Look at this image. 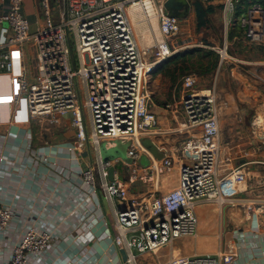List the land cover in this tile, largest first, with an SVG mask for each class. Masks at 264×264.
Masks as SVG:
<instances>
[{
    "label": "built area",
    "instance_id": "1",
    "mask_svg": "<svg viewBox=\"0 0 264 264\" xmlns=\"http://www.w3.org/2000/svg\"><path fill=\"white\" fill-rule=\"evenodd\" d=\"M165 1L65 0L64 10L57 16L60 0H40L41 17L34 31L25 12V0H9L8 10L0 13V69L15 74L32 115H48L55 120L72 115L77 129L75 146L89 142L96 152L95 160L82 169L84 180L116 203L114 214L121 229L114 237L116 243L125 242L141 252L180 236L195 235L199 216L194 201L231 197L245 188L248 179L242 165L222 172L228 157L220 141L217 93L214 87H200L196 73L184 76L178 103L185 126L202 127V145L184 148L178 162L168 153L150 165L140 161L141 136L159 127L148 76L159 61L175 52L167 38L181 27V17L171 15ZM217 1L226 14L236 11L240 2ZM134 4L144 12L143 6L147 9L150 4L158 21L162 38L156 43L154 61L147 59L149 52L139 42L130 12ZM237 21L250 43L264 45L262 1L250 2L237 15ZM216 50L221 62L231 56L226 45ZM256 73L263 75L261 71ZM119 140L128 143L127 155L119 157V162L128 167L129 180L142 178L159 188L161 175L170 172L177 162V184L165 191L132 197L124 180L109 178L113 160L102 159V150L116 146ZM11 218V209L0 202V232ZM126 231L131 232L129 237ZM51 239L44 224L29 225L12 246L5 264H39ZM237 253L232 246L175 257L169 264H230Z\"/></svg>",
    "mask_w": 264,
    "mask_h": 264
},
{
    "label": "crops",
    "instance_id": "2",
    "mask_svg": "<svg viewBox=\"0 0 264 264\" xmlns=\"http://www.w3.org/2000/svg\"><path fill=\"white\" fill-rule=\"evenodd\" d=\"M190 4L194 6L193 0ZM8 6L9 0H0V13ZM64 7L65 0L56 4L57 16ZM25 12L34 25L41 17L40 0H25ZM151 22L154 27L158 25L155 17ZM235 27L242 42L248 41L238 21ZM232 57L249 62L250 67L232 63V78L227 64L217 65V86L223 87L226 75L231 81L224 97H264V54ZM258 69L262 77L254 73ZM152 108L159 117V127L141 136L140 161L150 165L168 153L178 162L188 143L200 141L202 127L181 129L186 118L179 105L169 109L152 104ZM225 108L228 122H221L219 114L220 141L228 157L222 172L242 165L248 171L245 188L231 197L196 199L199 227L195 235L180 236L141 252L135 246L130 249L125 242L116 243L114 237L121 231L114 214L116 203L84 180L82 169L95 160L96 152L89 142L75 146L77 129L72 115L64 114L56 120L48 115H32L15 74L0 69V202L12 211L8 226L0 232V264L6 263L12 246L26 228L40 224L51 232L52 239L39 264H169L175 257L232 246L238 253L230 264H264V114L259 111L250 123L245 109L239 112L227 105ZM126 155L127 150L112 159L110 166L115 167L113 178L124 180L132 197L165 191L177 184V162L170 172L161 175L159 188L142 178L129 180L128 167L119 162V157ZM130 235L126 231V236Z\"/></svg>",
    "mask_w": 264,
    "mask_h": 264
},
{
    "label": "rangeland",
    "instance_id": "3",
    "mask_svg": "<svg viewBox=\"0 0 264 264\" xmlns=\"http://www.w3.org/2000/svg\"><path fill=\"white\" fill-rule=\"evenodd\" d=\"M212 6L214 7V11L208 15L207 21L202 25L199 24L201 20L198 18L196 8L192 5L187 15L181 17L179 31L167 38L169 45H174L175 52L169 58L159 61L153 72L148 76L147 85L149 93L153 104L174 109L176 105H179L178 102L182 95L181 87L184 76L189 73H196L199 76L198 85L200 87H214L216 90L221 122L222 119H225V122L229 120V114L225 108L227 105V107L237 109L239 112L245 109L246 119L251 123L259 111H262L264 114V97H224V93L230 89L228 84L231 81H228V75H226L222 83L223 87L220 88L217 86L219 76L217 74V67L220 64H227V69L233 78L232 63L238 62L239 65L245 68L250 67V65L249 62L245 60L239 61V59L233 58L232 56L240 54V56L246 58L250 56L260 57L264 52V45L254 44L248 41L242 42L243 39L240 36L239 29L235 27L237 17L235 11L232 14L226 15L220 1H216ZM131 10H135L133 22L135 23L134 25L138 39L141 41V46L149 52L147 59L154 61L156 59V43L162 38L158 25L156 27L152 25L151 19L154 16L150 18V16H147L142 11H139L141 13L136 12L137 7H132ZM136 19L138 20L137 23L135 22ZM143 38L146 40H143ZM71 40L74 54H76L75 38L72 37ZM225 45L228 47V53L231 56H228L223 62L219 58L218 66L215 69L211 71L206 70V67L209 66V61L212 59V53H209V51L216 50L218 47H224ZM185 50H193V52L187 56H179L175 60L171 59L176 53ZM239 58L242 59L241 57ZM228 70L226 71L228 72ZM258 71L260 70L258 69ZM237 73L238 71L235 69V75ZM254 73L257 75L256 71ZM262 116L264 117V115ZM237 119L240 120L239 117ZM263 121L264 118L262 119ZM85 123L86 130L89 131V123L87 121ZM228 125L229 123H227ZM180 127L183 129L186 126L181 125ZM197 142L199 141L191 142V144H188V147L197 144ZM118 145L121 153L125 154L127 150L126 144L119 140Z\"/></svg>",
    "mask_w": 264,
    "mask_h": 264
},
{
    "label": "trees",
    "instance_id": "4",
    "mask_svg": "<svg viewBox=\"0 0 264 264\" xmlns=\"http://www.w3.org/2000/svg\"><path fill=\"white\" fill-rule=\"evenodd\" d=\"M253 1H262L264 3V0H240L236 8L235 15L237 16L239 13H241L244 10V7ZM193 4L196 8V13L198 15V18L201 20L199 24L202 25L207 21L208 15L211 12H213L214 7L212 5H205V3H203L201 0H193ZM192 52L193 50H185L183 52H178L175 55H173L171 59L175 60L179 56H187L192 54ZM209 53H212V59L209 61V66L206 67V70L211 71L217 67L220 54L217 50L209 51Z\"/></svg>",
    "mask_w": 264,
    "mask_h": 264
},
{
    "label": "water",
    "instance_id": "5",
    "mask_svg": "<svg viewBox=\"0 0 264 264\" xmlns=\"http://www.w3.org/2000/svg\"><path fill=\"white\" fill-rule=\"evenodd\" d=\"M165 6L171 15L182 17L187 15V13L190 11L191 4L189 0H166ZM36 28L37 22H35L34 25L32 23L31 30L34 31ZM101 153L104 162H109L110 160L115 159L122 154L118 144L116 146L103 149ZM114 168L115 167L113 165L109 167L110 179H113Z\"/></svg>",
    "mask_w": 264,
    "mask_h": 264
},
{
    "label": "bare ground",
    "instance_id": "6",
    "mask_svg": "<svg viewBox=\"0 0 264 264\" xmlns=\"http://www.w3.org/2000/svg\"><path fill=\"white\" fill-rule=\"evenodd\" d=\"M134 5H135V4H134ZM134 5L131 6L130 9H131L132 7H134ZM133 9H134V8H133ZM143 9L145 10V14H146L147 16H150V18H151L152 16H154V17L156 18V16L154 15V11H153L152 7L150 6V4L147 5V9H146L145 6H143ZM132 11H133L132 14H133V19H134V10H132ZM156 21H157V19H156ZM188 144H191V142L188 143ZM188 144H187L186 148L188 147ZM201 145H202V140L200 139V141L197 142V144L192 145L190 148H193V147H195V146H201Z\"/></svg>",
    "mask_w": 264,
    "mask_h": 264
}]
</instances>
